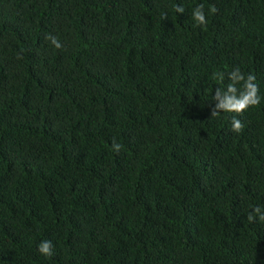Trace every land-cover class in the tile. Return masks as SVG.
Here are the masks:
<instances>
[{"label":"trees","instance_id":"obj_1","mask_svg":"<svg viewBox=\"0 0 264 264\" xmlns=\"http://www.w3.org/2000/svg\"><path fill=\"white\" fill-rule=\"evenodd\" d=\"M256 206L264 0H0V264H264Z\"/></svg>","mask_w":264,"mask_h":264},{"label":"clouds","instance_id":"obj_2","mask_svg":"<svg viewBox=\"0 0 264 264\" xmlns=\"http://www.w3.org/2000/svg\"><path fill=\"white\" fill-rule=\"evenodd\" d=\"M208 10L210 13L216 12L215 6H209ZM175 11L177 13H183L184 8L181 5H176ZM192 17L197 25H207L208 23L205 17L203 4L196 5V7L193 9ZM48 39H50L52 45L55 48L59 49L62 46L57 38L49 36ZM219 79H224L223 74H219ZM228 79L231 81V83L227 85L226 91L217 88L214 92L213 100L219 102L215 103L211 113L212 116L219 115L221 112H235L239 114L249 107H254L261 103V96L258 95L259 88L255 83V76L253 74L249 73L245 78L240 69L235 68L228 74ZM238 83L241 84V87L239 89L236 87ZM221 96H223L222 99ZM243 128L244 124L242 123V121L235 116L232 117V131L239 133L243 130ZM112 147L114 151L118 152L121 145L114 143ZM254 217L258 218L260 221H264V213H262L259 206H256L252 209V212L249 213L247 219L249 221H253ZM52 248L53 245L50 240L41 241L37 246L38 252L46 257H50L53 255Z\"/></svg>","mask_w":264,"mask_h":264}]
</instances>
